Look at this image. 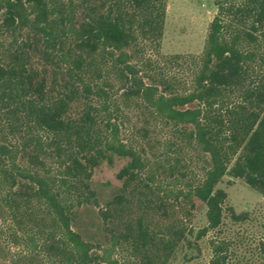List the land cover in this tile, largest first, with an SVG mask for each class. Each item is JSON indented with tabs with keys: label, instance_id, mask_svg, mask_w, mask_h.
Instances as JSON below:
<instances>
[{
	"label": "trees",
	"instance_id": "trees-1",
	"mask_svg": "<svg viewBox=\"0 0 264 264\" xmlns=\"http://www.w3.org/2000/svg\"><path fill=\"white\" fill-rule=\"evenodd\" d=\"M167 1L0 0V216L22 247L0 243V264H168L226 212L249 219L219 183L264 195V0H216L202 54L170 56ZM116 157L122 185L101 203L94 172ZM212 245L210 264H230Z\"/></svg>",
	"mask_w": 264,
	"mask_h": 264
},
{
	"label": "rangeland",
	"instance_id": "rangeland-1",
	"mask_svg": "<svg viewBox=\"0 0 264 264\" xmlns=\"http://www.w3.org/2000/svg\"><path fill=\"white\" fill-rule=\"evenodd\" d=\"M218 11L216 0H168L162 52L174 54H202L209 24ZM169 74L190 81L193 70L188 64L167 63ZM127 159L116 157L111 164L104 161L95 169L93 187L101 203L117 193L122 185L117 177ZM219 187L228 193L227 205L237 212L248 211L249 219L236 222L226 212L222 225L199 240L190 236L192 244L185 241L168 264H210L213 257L212 241L228 244L230 264H264V195L244 180L226 174ZM197 210L192 220L195 232L207 224V207L197 200ZM97 207L84 209L82 219L85 232L93 234L98 226ZM14 224L0 216V243L9 254H15L21 246L15 244Z\"/></svg>",
	"mask_w": 264,
	"mask_h": 264
}]
</instances>
